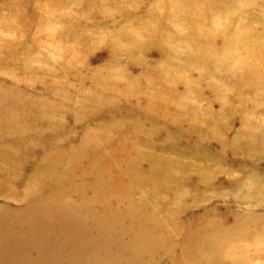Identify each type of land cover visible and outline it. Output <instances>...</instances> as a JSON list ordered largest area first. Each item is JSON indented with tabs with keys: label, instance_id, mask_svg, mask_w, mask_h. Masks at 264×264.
<instances>
[{
	"label": "rangeland",
	"instance_id": "obj_1",
	"mask_svg": "<svg viewBox=\"0 0 264 264\" xmlns=\"http://www.w3.org/2000/svg\"><path fill=\"white\" fill-rule=\"evenodd\" d=\"M176 1L0 0V39L7 48L0 53V88L12 94L7 103L15 105L17 115L24 114V119L30 116L39 120L42 117L36 114L38 109L23 108V95L25 101L32 103L49 97L50 90L57 87L59 92L70 94L72 102L77 104L89 101L84 95L97 90L113 99L109 110L116 111L115 118L137 114L127 109L134 101L133 96H119L114 100L118 89L130 83L132 89L138 88L139 97L146 99L157 90L145 77L147 68L172 72L168 76L185 77L192 53L212 48L197 43L199 38L193 34L190 24L176 16L180 12ZM195 1L208 6L207 18L213 21L211 35L203 37L202 41L212 43L208 46L219 44L213 41L222 35L235 37L237 29L247 34L264 31V0ZM145 25L151 30H145ZM132 35L140 37L144 47L131 42ZM9 47L12 50H8ZM250 58L240 52L232 57L231 64ZM105 75L109 76V84L102 81ZM164 79L163 84L171 86L170 77ZM191 86L187 81L175 87L184 99L206 106L211 93L209 86L199 82L194 91ZM225 87L228 93L235 92L234 87ZM249 101L257 102L252 97ZM56 106L60 108L53 109L52 113L65 123L74 121L66 108L60 104ZM84 110L83 118L75 121L79 129L72 137L83 127L93 125L83 120ZM102 111L93 118L104 117V109ZM261 115H264L263 105L249 116L263 128L264 116ZM114 117L102 122L112 125ZM154 122L157 124L159 120ZM222 123L227 126L223 128V138L232 140L227 148L224 140L218 138L205 139L204 144L186 148L195 159L197 170L205 167L219 170L209 172L204 179L197 178L199 189L189 183L183 184L175 200L167 203L171 214L189 223L190 229L201 228L214 216L228 224L240 216L249 219L252 214H246L247 210L264 209V148L243 149L232 139L243 126L238 115ZM263 133L259 135L261 139H264ZM80 147L84 155L85 147ZM159 152L161 155L176 154L171 149ZM185 159L186 156L182 158ZM113 182L114 192L100 196L88 190L83 198L69 196L65 206L58 204L59 198L47 195L51 188L28 201L0 196V264H198L209 261L211 264H235L232 260L222 263V253L228 254L243 245L253 248L247 264H264V255L260 256V248L264 246L263 229L252 237L241 236L228 243L221 252L216 250L215 241L192 242L169 225L161 229L144 223L139 209L129 210L128 202L120 201L118 197L120 193L124 195V187ZM56 188L60 191L63 187ZM95 196L100 202L92 207L89 200ZM135 196L144 198L139 191ZM184 248L189 250L186 254L182 251Z\"/></svg>",
	"mask_w": 264,
	"mask_h": 264
},
{
	"label": "bare ground",
	"instance_id": "obj_2",
	"mask_svg": "<svg viewBox=\"0 0 264 264\" xmlns=\"http://www.w3.org/2000/svg\"><path fill=\"white\" fill-rule=\"evenodd\" d=\"M175 5L180 11L176 16L183 17L190 24L193 34L199 38L197 43L212 48L204 47L192 53L185 77L176 74L168 76L172 72L147 68L145 77L157 90L146 99L139 97L138 88L132 89L130 83L118 89L114 100L119 96H133L134 101L131 100V107L127 109L137 111V114L115 118L116 111L113 108L109 110L113 99L102 91H89L84 95L88 96L89 101L74 104L70 94L59 92L54 87L49 97L36 99L32 103L25 101L23 95V108L38 109L35 112L42 117L39 120L30 116L24 119V114L19 112L20 115H17L15 105L7 103L12 96L10 90L0 88V196L28 201L35 194L51 188L54 190H50L47 195L59 198L60 203H56L65 206L69 196L83 198L88 190L100 196L102 193L114 192L112 185L115 181L124 187L125 192L124 195L120 193L118 198L128 202L129 210L139 209L141 221L161 229L169 225L192 242L215 241L218 251H223L225 245L227 247L228 243H233L241 236L252 237L258 230H264V209L247 210L246 214H252L249 219L240 216L228 224L214 216L201 228L191 229L189 223L168 210L167 203L175 200L183 184L189 183L199 189L200 180L197 178L219 170L215 167L197 170L195 159L186 148L191 149L194 145L204 144L205 139L213 138L223 139L224 147L227 148L232 140L223 138L226 125L222 122L232 121L238 115L243 126L234 133L232 139L243 149L257 146L264 148V139L259 137L264 126H257L258 121L249 116L260 105L264 106V31L255 30L247 34L237 29L235 37L232 34L222 35L217 38H221V41L213 37V42L219 44L208 46L212 43H202L204 38L211 35L213 23L207 18L208 6L195 0H177ZM145 26V30H151V27ZM140 39L133 35L130 37L137 47L144 45ZM4 49L7 48L0 39V53ZM8 50H12V47ZM240 52L251 56L250 60L231 64L232 57ZM142 61L147 64L146 60ZM124 73L127 78L130 77L129 73ZM167 77L171 81L168 87L163 84ZM217 77L220 80H215ZM102 81L109 84V76L102 77ZM187 81L192 83V91L199 82L209 86L211 93L206 106L184 99L178 93L175 86ZM225 85L234 87L235 92L228 93ZM251 97L256 98L257 102L251 103ZM59 104L66 108L73 122L65 123L52 113L53 109L60 108L56 106ZM214 104H217L215 108ZM102 108L106 117L93 118L101 113ZM83 109V120L91 121L93 125L83 127L72 137L73 132L79 129L75 121L83 118ZM109 117H114V124L102 122ZM155 119L159 123L156 124ZM80 146L85 147L84 155L81 154L83 151ZM167 149L174 150L176 154H160L159 150ZM185 156L186 159L182 160ZM58 186L63 188L58 191ZM138 191L144 195L143 199L135 196ZM99 200L95 196L89 203L94 207ZM226 234L231 236L224 237ZM262 243L264 245V241ZM186 250L184 248L183 253L189 251ZM252 251L251 246L243 245L228 254L222 253L223 261L220 260L222 263L232 260L235 264H247ZM263 252L264 246L260 248V256L264 255ZM198 264H211V261Z\"/></svg>",
	"mask_w": 264,
	"mask_h": 264
}]
</instances>
